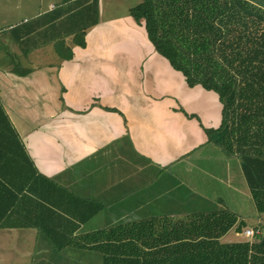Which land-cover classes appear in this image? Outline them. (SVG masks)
Instances as JSON below:
<instances>
[{
	"label": "crops",
	"instance_id": "obj_1",
	"mask_svg": "<svg viewBox=\"0 0 264 264\" xmlns=\"http://www.w3.org/2000/svg\"><path fill=\"white\" fill-rule=\"evenodd\" d=\"M57 1L0 0V264H202L211 252L222 261L226 243H259L263 190L249 184L236 146L226 154L203 128L221 124L218 95L209 126L178 103L197 85L184 78L191 88L175 93L164 76L182 72L155 50L131 7L103 18V0L72 58L32 63L31 53L54 48L47 15L62 9V19L77 0ZM123 27L136 43L124 44ZM147 81L155 94L142 87ZM246 227L261 233L250 238ZM101 244L120 246L107 253Z\"/></svg>",
	"mask_w": 264,
	"mask_h": 264
},
{
	"label": "trees",
	"instance_id": "obj_2",
	"mask_svg": "<svg viewBox=\"0 0 264 264\" xmlns=\"http://www.w3.org/2000/svg\"><path fill=\"white\" fill-rule=\"evenodd\" d=\"M84 1L67 7L62 19V9L47 15V29H59L50 32V38L62 59L72 58V44L86 45L88 29L98 22L99 0ZM129 14L145 26L155 50L182 72L189 86L199 84L218 94L221 124L216 128L202 125L204 131L226 154H232L236 146L249 184L261 188L264 195V2L141 0ZM60 31L66 35L56 39ZM67 36H71L70 44ZM106 246L114 250L120 245H95L109 253ZM220 252L222 261H215L216 253L211 252L209 263L202 264H258L260 259L264 264V236L259 243H226L219 247V256Z\"/></svg>",
	"mask_w": 264,
	"mask_h": 264
},
{
	"label": "rangeland",
	"instance_id": "obj_3",
	"mask_svg": "<svg viewBox=\"0 0 264 264\" xmlns=\"http://www.w3.org/2000/svg\"><path fill=\"white\" fill-rule=\"evenodd\" d=\"M48 1H53L54 5L53 4L52 5L54 7L56 6L55 4L58 2L57 0H45V2H43L44 7H47V2ZM156 1H159V0H156ZM137 2H138V0L137 1H134V0L133 1L132 0H103L101 15H102L103 18L123 17L124 14L127 12V9L132 7V6H134V5H136V4H138ZM261 2H264V0H261ZM33 7H35V6H33ZM129 18H131L132 21H133V18L130 15H129ZM34 21H35L34 19H31L30 23L32 24ZM116 21L120 22L119 19H117ZM17 24H15V25H17ZM9 27H7V28H9ZM59 27L61 28V26H59ZM7 28L3 27L2 30H5ZM119 29L120 30H118L117 33L118 34L123 33L125 35L126 28L123 27V28H119ZM58 30H59L58 28H56V29L48 28L49 32H55V31H58ZM61 32H65V31H60L59 33H61ZM130 32L127 33V37H128L129 40H126L127 39L126 35L124 36V38H125L124 39L125 40L124 44H129L131 46L134 43H136L137 40L133 38V35H132L133 32L132 31H130ZM42 35H43V33H42ZM0 36H1V33H0ZM69 39L70 38H68L67 40H69ZM47 48L51 52H48V51H46V49L44 50V48H42V49L37 50V52L35 54L31 53L30 54L31 62L34 63V64L35 63L41 64L43 62H57V61H59L60 58L57 56L56 50H54V48L50 44L48 45ZM120 51L121 50H119L118 53H117V58L121 59L122 52H120ZM159 57L162 58L164 61L168 62L160 54H159ZM154 66H153V68H154ZM18 68L20 70H25V69H26V71L30 70V69H27V68H24V67L21 68V66L18 67ZM175 72H177V71L175 70ZM166 73L167 74L164 76L166 79L175 81L174 85L176 86V89H177V90H175V93H177L178 91H180V93L181 92H185L186 88H188V89L191 88V87H189L186 84V82L184 80L185 77H184L183 74H180L179 76H174L173 74L171 75V72H170V75H169L168 72H166ZM148 78L152 79V74ZM124 83H126V85L128 86V89H130V90H134L135 89V86L133 85L134 81H131V82H125L124 81ZM142 87H144L145 90L149 89V92H151L152 94H155V92L157 91V88L154 87V85L152 83H149L148 81L145 82V84H143ZM193 88H195V89H194V92L192 94L193 96L191 97V99H189V98L185 99V97H180V96L178 97L177 96L178 103H182L181 98H183L184 102L187 104L186 107L196 109L197 112L200 114L201 119L205 123H208L209 126H215V125H213V124H216L215 120L214 121H209L208 117L210 118V120L216 118V109L213 106V100L215 99L214 97H217L218 94L215 91H213V90L208 91L207 89H205L203 86H201L199 84L197 86L193 87ZM198 90H200L201 93H198ZM116 91L117 90H115L114 94L117 95L118 91L117 92ZM175 100L176 99L174 98V101ZM132 101H133L132 97L131 96L129 97V95H128L127 102L131 104ZM119 102L120 101L118 100L115 103L119 104ZM220 114H221V111H220ZM188 127H189V123H185V128H188ZM102 168H104V166H99L98 167V169H102ZM221 171H222V168H221ZM155 172H156V170H155ZM157 175H160V177H162V178L163 177L164 178L167 177V174L164 171H158ZM169 182L171 183L172 179ZM156 183H158V181ZM181 189H183V188H181ZM142 193H146V195H148L149 193H151V190L149 188H147ZM189 193H190L189 191H186L185 195H188ZM143 196H144V194H143ZM113 198H119V201L122 204H125V201L123 200V197L115 194L113 196ZM228 204H231V203H228Z\"/></svg>",
	"mask_w": 264,
	"mask_h": 264
},
{
	"label": "built area",
	"instance_id": "obj_4",
	"mask_svg": "<svg viewBox=\"0 0 264 264\" xmlns=\"http://www.w3.org/2000/svg\"><path fill=\"white\" fill-rule=\"evenodd\" d=\"M244 233L251 238V237H255L256 235L260 234L261 230L259 228L246 227L244 229Z\"/></svg>",
	"mask_w": 264,
	"mask_h": 264
},
{
	"label": "water",
	"instance_id": "obj_5",
	"mask_svg": "<svg viewBox=\"0 0 264 264\" xmlns=\"http://www.w3.org/2000/svg\"><path fill=\"white\" fill-rule=\"evenodd\" d=\"M246 225V223L242 220V221H240V223L238 224V227H237V231H241L242 230V228H243V226H245Z\"/></svg>",
	"mask_w": 264,
	"mask_h": 264
}]
</instances>
